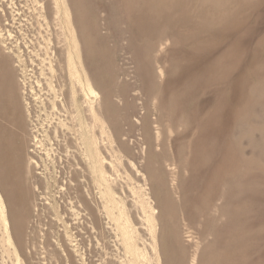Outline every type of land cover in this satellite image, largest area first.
I'll list each match as a JSON object with an SVG mask.
<instances>
[{"label":"rangeland","instance_id":"obj_1","mask_svg":"<svg viewBox=\"0 0 264 264\" xmlns=\"http://www.w3.org/2000/svg\"><path fill=\"white\" fill-rule=\"evenodd\" d=\"M2 3L24 138L7 114L0 158L30 178L0 264H138L121 209L139 264H264V0Z\"/></svg>","mask_w":264,"mask_h":264},{"label":"bare ground","instance_id":"obj_2","mask_svg":"<svg viewBox=\"0 0 264 264\" xmlns=\"http://www.w3.org/2000/svg\"><path fill=\"white\" fill-rule=\"evenodd\" d=\"M2 1V0H0ZM12 4V3H11ZM4 3L0 4V15H5V7H4ZM69 13V12H68ZM73 21V20H72ZM1 25V24H0ZM1 27V26H0ZM4 31V30H3ZM74 34V32H73ZM5 34L2 32V29H0V43H5L6 42V38L4 36ZM9 35L12 36L11 33H9ZM77 35V34H76ZM74 41H75V46L77 45L78 48V39L75 36V34L73 35ZM80 45V44H79ZM3 51V50H2ZM6 59L7 56L3 55ZM18 58L22 60L21 55H18ZM26 68V67H24ZM23 68V69H24ZM2 69L6 71V76H5V80L2 79ZM22 69V70H23ZM27 70V69H26ZM11 71V65L10 64H4V58L2 56H0V105L2 102V99L4 96H6V98L8 99V101H10V105L7 108H2L0 106V112H4L6 113L5 115L10 114V131L12 134L16 135L19 132H21V137L22 139L24 138L23 135V123L21 121V123L19 124L18 122V104H17V89L15 86V83L11 82V78H9V74L8 72ZM28 72V70H27ZM24 73V71H23ZM13 75V74H12ZM26 78V77H25ZM25 80V79H24ZM78 81V80H77ZM80 81V80H79ZM85 91L86 94L89 96V103H90V107L91 110L93 111L94 114H96L95 110H94V103L97 101V99L100 97L98 91L95 89L91 79L86 76V86H85ZM88 99V98H87ZM27 108V116H28V103L26 104ZM7 110V112H6ZM1 114V113H0ZM99 121V120H98ZM92 140V139H91ZM90 140V141H91ZM13 141V140H12ZM86 141V140H85ZM93 143V142H92ZM91 143V144H92ZM92 147V146H91ZM11 153H12V157L10 158V160L8 161V165L7 162L6 164H4V162L2 163L1 158H0V223L1 226L4 227V231H6L8 233V237H7V241L11 244H14L13 242V238L10 235V229H9V220L7 217V212H6V203L3 199L4 196H6L8 198L9 201H13L17 199V191L16 189L18 188L19 184H21V188L19 189L20 194L22 196V198L24 199V195L26 197L27 195V191H28V182H29V178H30V170H29V166H26V173H25V177H21L20 175H17V163H18V157H17V149L16 147L13 145L12 149H11ZM22 159V158H21ZM100 161V160H99ZM27 163V161H26ZM101 170V168H100ZM8 172V173H7ZM103 172V171H101ZM101 174V173H100ZM103 177V176H102ZM107 179V178H106ZM25 182V183H24ZM108 183V182H107ZM8 185V187H7ZM2 186L4 187L3 190H1ZM109 190V189H108ZM107 191V190H106ZM112 193V192H111ZM3 196V197H2ZM5 198V197H4ZM27 198V197H26ZM122 200V199H121ZM124 200V199H123ZM8 201V202H9ZM27 202V200H26ZM114 202V201H113ZM20 203V202H19ZM109 203V202H108ZM18 204V203H17ZM115 204V203H114ZM143 204V203H142ZM12 205V203L10 204ZM141 205V204H140ZM125 206V205H124ZM149 206V205H148ZM106 207V206H105ZM126 207V206H125ZM142 207V206H141ZM10 208L12 209L10 211V213L12 214L14 209L16 210V204L10 206ZM24 210V206L22 207ZM35 209V208H34ZM126 209V208H125ZM142 209V208H141ZM157 208H153L150 207L149 208V215L147 217V221H148V225L151 227H155L156 226V214L159 212L158 210H156ZM116 210V209H115ZM148 210H146L147 212ZM145 212V211H144ZM19 213V212H18ZM123 209H121V215L117 218L119 221V225L121 228V234L123 235V239H124V243L127 245V248L125 249H130L128 251H130L132 253V255L135 256V258L137 259V262L139 264V262L141 261H145L146 259H148V255L146 250L140 249L138 247L139 244L136 243L138 237L136 235V228H134L130 223H129V218H126V216L123 214ZM123 214V215H122ZM148 214V213H147ZM24 215V214H23ZM124 216L126 218V221L123 222ZM24 217V216H23ZM22 217V218H23ZM129 217V216H128ZM24 219V218H23ZM26 219V218H25ZM16 220V219H15ZM132 221V220H131ZM14 222V221H13ZM65 225V224H64ZM118 225V226H119ZM117 226V227H118ZM158 226V225H157ZM119 229V228H117ZM66 231V230H65ZM140 232V231H138ZM67 235V234H66ZM73 235V234H71ZM154 235V234H153ZM69 236V235H68ZM5 238V237H4ZM60 238V237H58ZM69 238V237H68ZM74 238V237H73ZM72 238V239H73ZM67 239V238H66ZM65 239V240H66ZM4 240V239H3ZM48 240V239H47ZM155 240V239H154ZM158 240V239H157ZM122 242V241H121ZM139 242V241H138ZM156 242V241H155ZM70 243V242H69ZM8 244V243H7ZM59 244V243H58ZM10 245L8 244V247ZM76 246V245H75ZM157 246V245H156ZM154 246V247H156ZM11 248V247H9ZM142 248V247H141ZM62 249L63 252L67 254V249L65 248L64 245H62ZM16 250V249H15ZM56 251V250H55ZM77 251V250H76ZM126 251V250H125ZM156 251V249H155ZM154 251V252H155ZM62 252V250H61ZM15 253V252H14ZM69 255V254H68ZM81 255V254H80ZM130 255V254H129ZM133 256V257H134ZM158 259V258H157ZM156 259V260H157ZM75 261V260H74ZM196 261V260H195ZM150 262V261H149ZM87 263V262H86ZM131 263V262H130ZM194 263V261H193Z\"/></svg>","mask_w":264,"mask_h":264},{"label":"flooded vegetation","instance_id":"obj_3","mask_svg":"<svg viewBox=\"0 0 264 264\" xmlns=\"http://www.w3.org/2000/svg\"><path fill=\"white\" fill-rule=\"evenodd\" d=\"M5 112V111H4ZM0 112V145L4 144V141L6 140V131H5V121L7 119L6 113ZM7 112V110H6ZM8 114V113H7Z\"/></svg>","mask_w":264,"mask_h":264}]
</instances>
